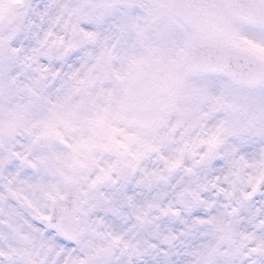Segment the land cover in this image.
Wrapping results in <instances>:
<instances>
[{
	"label": "clouds",
	"instance_id": "obj_1",
	"mask_svg": "<svg viewBox=\"0 0 264 264\" xmlns=\"http://www.w3.org/2000/svg\"><path fill=\"white\" fill-rule=\"evenodd\" d=\"M0 264H264V0H0Z\"/></svg>",
	"mask_w": 264,
	"mask_h": 264
}]
</instances>
